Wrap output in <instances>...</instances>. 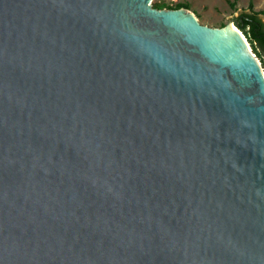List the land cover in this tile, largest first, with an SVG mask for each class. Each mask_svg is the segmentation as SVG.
<instances>
[{
	"label": "water",
	"instance_id": "95a60500",
	"mask_svg": "<svg viewBox=\"0 0 264 264\" xmlns=\"http://www.w3.org/2000/svg\"><path fill=\"white\" fill-rule=\"evenodd\" d=\"M150 2L0 0V264H264V70Z\"/></svg>",
	"mask_w": 264,
	"mask_h": 264
},
{
	"label": "rangeland",
	"instance_id": "374dc122",
	"mask_svg": "<svg viewBox=\"0 0 264 264\" xmlns=\"http://www.w3.org/2000/svg\"><path fill=\"white\" fill-rule=\"evenodd\" d=\"M153 2H161L170 6L184 3L187 6L185 9L190 11L200 23L210 27H223L232 21L240 11L248 8L249 3H251L252 9L263 12L262 18L264 20V0H151V5ZM161 9L174 8L163 7ZM249 46L251 48L250 43ZM252 53L256 56L253 51ZM256 58L264 70V58L258 56Z\"/></svg>",
	"mask_w": 264,
	"mask_h": 264
},
{
	"label": "trees",
	"instance_id": "16d2710c",
	"mask_svg": "<svg viewBox=\"0 0 264 264\" xmlns=\"http://www.w3.org/2000/svg\"><path fill=\"white\" fill-rule=\"evenodd\" d=\"M152 6L158 9L163 7H187L184 3H177L174 6H170L161 2H153ZM262 14L263 12L252 9V5L249 3L248 8L240 11L234 18L237 21L239 29L250 43L252 51L260 58H264V20Z\"/></svg>",
	"mask_w": 264,
	"mask_h": 264
}]
</instances>
